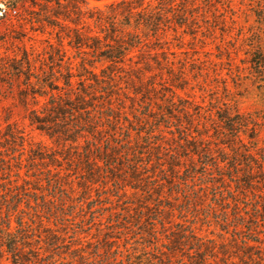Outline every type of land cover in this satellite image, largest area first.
Masks as SVG:
<instances>
[{
    "label": "rangeland",
    "instance_id": "374dc122",
    "mask_svg": "<svg viewBox=\"0 0 264 264\" xmlns=\"http://www.w3.org/2000/svg\"><path fill=\"white\" fill-rule=\"evenodd\" d=\"M20 1L0 0V226L11 210L13 230L23 220L26 250L38 259L30 264H158L170 236L191 227L218 246L241 234L238 245L256 247L264 264V214L256 211L264 205V0H176L184 26L150 38L147 62L137 51L119 65L75 44L98 35L91 17L114 0ZM69 12L74 24L57 20ZM84 87L109 103L82 115L107 117L96 135L71 119L82 133L70 150L31 125L32 112L69 94L81 98ZM187 144L206 153L193 157ZM89 146L103 171L95 185L80 172ZM170 164L179 165L173 177ZM52 179L65 188L50 190ZM153 220L158 240L144 236ZM51 232L66 234L62 245L45 239ZM4 236L0 227V264H12ZM147 243L152 249L136 255Z\"/></svg>",
    "mask_w": 264,
    "mask_h": 264
},
{
    "label": "trees",
    "instance_id": "16d2710c",
    "mask_svg": "<svg viewBox=\"0 0 264 264\" xmlns=\"http://www.w3.org/2000/svg\"><path fill=\"white\" fill-rule=\"evenodd\" d=\"M77 1L81 3H85L82 2L83 0H77ZM93 1L101 2V1H109V0H93ZM13 2L16 5L22 3L20 0H13ZM56 2L59 6L62 5L60 0ZM175 2L176 0H114L113 2L107 4L103 9L97 7L96 8L97 14H95L97 16H93L91 17V19H94V21L96 22L97 29L100 32H97L98 35L95 36L91 40V42H84L83 40H78V42L75 44L79 45L78 47L80 49L88 50L89 52H91L94 58L100 59L104 62H113L114 64H118V65L124 64L127 61L133 62V56L131 55L137 51L140 54L139 58H142L141 61L139 60L138 62H147L148 60H146V58L148 59L151 55V50H150L151 48L149 47L147 41H149L150 38H154L156 41H158L161 39V36H163L166 33L167 30L175 29L176 26L181 28L185 24L186 10H183V13L179 15L174 13L173 9L175 10L176 7ZM67 4H68V8H70L71 5H73L72 1L67 2ZM60 17H62L63 21L74 24L72 16H70V12L59 14V16L57 15L56 16L57 20H59ZM133 17H136L138 19L135 22V26H133L131 23L132 21L131 19ZM45 21L47 22V24L53 27L55 26V24H53L49 20H45ZM119 21L121 22L118 23ZM132 27L134 33L128 34L125 32L126 29H131ZM138 30H141V34ZM143 48L146 49L142 50ZM163 54L165 53L163 52L162 55ZM157 59L158 57L152 58L154 62H159ZM82 92L83 93L81 98H77L70 94L61 97L60 100L55 101L53 104H50V106H47L45 109H43V113H39L42 117H40L38 113L32 112L29 117L31 125L35 126L36 129L43 132L47 137L54 140V142H56L57 144L59 145L68 144L69 146L71 145L72 148L69 149L73 150L74 146L78 145V141L81 138L82 132L77 133L75 132V130L74 131L71 130L69 126V122L71 121V119L72 121L78 123L81 126L90 125L91 127L90 130L88 132L86 131L87 135L90 136H92L93 134L96 135L97 130L96 128H94V126H97V122L100 120L104 121L105 119H107V117L98 118L95 116L90 122H88L86 119L82 117V115L87 110L96 112V110L101 109L100 108L101 106L107 107V103H108V102L106 103L100 102L98 100L95 94L96 89H93L92 94H87L86 88L84 87L82 88ZM102 110L103 109H101V111ZM75 129L77 130V127ZM101 142H102L101 139L96 138L95 143L97 145H100ZM187 145H189V147H186L187 149L186 148L185 149L188 150V152H190L191 156L193 157L195 156L202 157V155L206 153V151L203 150L204 148H202L201 145H196V144H194L195 146L191 144H187ZM21 147H24V145H22ZM92 149L93 146H89L86 149L87 154H89L90 156L87 157L85 162L84 159L82 158L85 164L83 165V168L80 169V172H84L85 174L84 181L87 185H95L96 183H98L97 181L99 178L101 179L103 172L102 170H99L97 172L93 167L94 155ZM110 152L112 151L111 150H107L106 152L102 151V154L109 153L110 155ZM68 157L71 158L68 160H66L67 157L64 158V160H66L67 162L72 163V161L76 160L75 158H73L74 155L72 154V151L68 152ZM101 162H102L101 158H97V164ZM207 166L208 164H205V168ZM52 167H60V166L56 165ZM177 167H179V165L170 164L169 176L176 175L175 170ZM53 179L48 181L50 190L54 184L55 186H58L59 189L65 188L61 184L54 181ZM174 179H176V177ZM261 179L263 180L264 183V178L262 177ZM250 180L251 178L248 177L246 182L250 183ZM58 188L55 189V192H53L55 193V197H53L52 200L49 201H53L54 203L55 200H57L56 195L58 193L57 192ZM87 190L88 188L86 187L85 191ZM56 202H58V200ZM257 202L258 201H256V203ZM37 203L40 204L39 202ZM48 203H43V204L44 206H46L45 204L48 205ZM49 210L53 211L52 205L51 207L49 206L48 208L45 207L43 211L46 212ZM256 211L260 215L264 214V205L258 206L256 208ZM15 213L16 212L14 210L9 211L8 212L9 220L7 222L8 224H6L4 227L0 226L2 227V230H4V232L6 233V236H4L3 238V247L6 248L7 250L6 252L11 256L12 264H30L32 259L33 261H37L38 259L33 258V256L30 257V255H28L29 251L26 250L28 248L26 242L30 240V238L28 237V232H26L27 228L25 227L23 220H19L17 222L16 231L12 229L10 218L14 216ZM184 213L186 214L187 212ZM60 214L63 213L60 212ZM103 215L104 214H102L100 217H102ZM258 216L259 215H257V217ZM36 217L39 218L40 216L36 215ZM71 217L72 216H67V218H71ZM155 221L156 220L150 222L147 228L148 231L145 232L144 235L145 237L149 238V240L152 238L151 232H153V236L157 240L159 239L158 235L156 236L157 222ZM63 227H66V225ZM238 227H236V229H238ZM191 228L188 231L181 230L178 235L170 236L171 238L167 240L166 243L167 246L166 248H164V252L162 251L161 253L162 255H164V257L162 259H159L158 264H177L178 261L181 262V264H184L183 262L187 264L188 261H190L189 264H262L263 263L262 254L256 253L254 251L256 247L251 246V248H248L250 246H247V248H243L241 245L240 246L238 245V243L240 242L242 243V241L245 240V238H243L241 234H240L241 237L240 240L239 238H237L235 240L228 242L229 245L220 243V245L218 246L215 240L213 239L198 238L196 236L197 234L195 233V229H191ZM251 232L256 233L255 230L254 231L252 230ZM65 236L66 234H60V233L56 234L54 232H51L49 234L48 233L44 234L45 239L49 240L50 243H54L55 246L56 244L59 243L60 245H62L63 241L60 239H62V237L65 238ZM254 243H259V246L262 245L261 242H254ZM48 245L49 247H52L50 246V244ZM140 246L135 250V254L138 256H140L141 253H147L148 250L150 251V249H152L153 247V243H147L145 245L140 244ZM162 247L163 246H161V249ZM187 252H191L193 255L192 258H190L189 260H186L187 258L185 257V253ZM147 258L150 261L151 258L150 257ZM78 259L80 260V258Z\"/></svg>",
    "mask_w": 264,
    "mask_h": 264
},
{
    "label": "water",
    "instance_id": "95a60500",
    "mask_svg": "<svg viewBox=\"0 0 264 264\" xmlns=\"http://www.w3.org/2000/svg\"><path fill=\"white\" fill-rule=\"evenodd\" d=\"M3 12L2 9L0 8V13Z\"/></svg>",
    "mask_w": 264,
    "mask_h": 264
}]
</instances>
